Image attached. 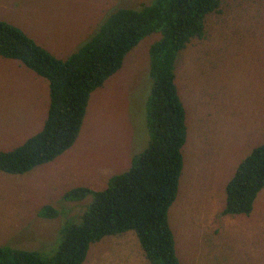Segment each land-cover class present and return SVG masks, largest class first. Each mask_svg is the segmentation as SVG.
I'll return each instance as SVG.
<instances>
[{"label": "rangeland", "instance_id": "374dc122", "mask_svg": "<svg viewBox=\"0 0 264 264\" xmlns=\"http://www.w3.org/2000/svg\"><path fill=\"white\" fill-rule=\"evenodd\" d=\"M151 2L0 0V21L65 60L111 13ZM159 37L144 38L91 93L71 148L25 174L0 172V247L50 258L63 227L79 224L92 201L69 202L63 195L77 187L104 189L145 150L149 49ZM175 84L187 125L178 191L167 213L179 264H264V188L249 215L223 214L227 183L264 144V0H222L220 11L205 17L204 37L178 56ZM48 103L46 79L0 57V151L40 132ZM45 207L57 216H40ZM83 264L150 263L136 234L127 231L91 244Z\"/></svg>", "mask_w": 264, "mask_h": 264}, {"label": "trees", "instance_id": "16d2710c", "mask_svg": "<svg viewBox=\"0 0 264 264\" xmlns=\"http://www.w3.org/2000/svg\"><path fill=\"white\" fill-rule=\"evenodd\" d=\"M222 0H153L137 9L111 13L97 31L60 60L20 29L0 21V57L16 60L47 80L49 103L40 132L10 151H0V172L25 174L51 162L72 147L89 97L114 75L125 56L147 36L159 39L149 49L153 85L148 105L149 142L129 169L112 176L99 191L77 187L63 199L79 202L91 196L79 224L61 230V242L50 258L36 252L0 247V264H83L91 244L106 236L133 231L150 264H179L167 213L176 199L183 168L186 113L175 84L176 60L194 39L204 37V20L220 11ZM264 188V144L242 160L226 185L223 214L249 215ZM57 211L45 207L40 216Z\"/></svg>", "mask_w": 264, "mask_h": 264}, {"label": "crops", "instance_id": "0c3cea01", "mask_svg": "<svg viewBox=\"0 0 264 264\" xmlns=\"http://www.w3.org/2000/svg\"><path fill=\"white\" fill-rule=\"evenodd\" d=\"M45 119H46V117L43 119V123H44ZM18 135L20 136V135H22V133H18ZM29 138H30V137H29ZM27 139H28V138H27Z\"/></svg>", "mask_w": 264, "mask_h": 264}]
</instances>
